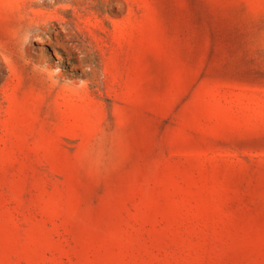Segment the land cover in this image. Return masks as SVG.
I'll return each mask as SVG.
<instances>
[{"label": "rangeland", "instance_id": "obj_1", "mask_svg": "<svg viewBox=\"0 0 264 264\" xmlns=\"http://www.w3.org/2000/svg\"><path fill=\"white\" fill-rule=\"evenodd\" d=\"M0 264H264V0H0Z\"/></svg>", "mask_w": 264, "mask_h": 264}]
</instances>
